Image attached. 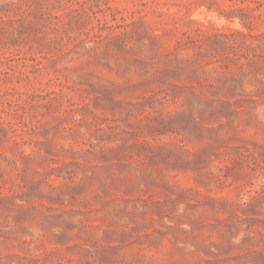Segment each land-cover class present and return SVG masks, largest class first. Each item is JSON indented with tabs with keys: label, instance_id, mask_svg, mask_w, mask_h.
Masks as SVG:
<instances>
[{
	"label": "rangeland",
	"instance_id": "1",
	"mask_svg": "<svg viewBox=\"0 0 264 264\" xmlns=\"http://www.w3.org/2000/svg\"><path fill=\"white\" fill-rule=\"evenodd\" d=\"M0 264H264V0H0Z\"/></svg>",
	"mask_w": 264,
	"mask_h": 264
}]
</instances>
